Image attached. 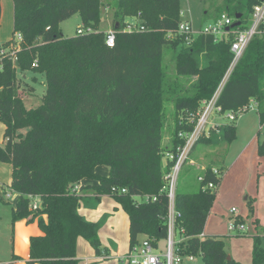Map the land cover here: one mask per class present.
Returning <instances> with one entry per match:
<instances>
[{
	"label": "trees",
	"instance_id": "16d2710c",
	"mask_svg": "<svg viewBox=\"0 0 264 264\" xmlns=\"http://www.w3.org/2000/svg\"><path fill=\"white\" fill-rule=\"evenodd\" d=\"M11 2L12 36L19 34L21 41L16 43L12 37L8 46L14 43L13 48L0 54V122L4 125L0 162L11 166L10 187L18 195L13 221H35L41 232L28 239L27 264H79L75 256L79 237L100 254L98 226L78 213L83 195L73 192L83 180L94 181L83 194L111 195L125 211L130 246L142 239L165 240L169 204L162 188L170 167L166 155L183 144L178 133L192 130L202 103L212 98L222 82L232 61L231 39L215 41L212 35H199L186 45L182 37H169L180 23L179 0ZM206 3L204 19L239 16L238 29L250 23L260 0ZM104 7L112 15V48L105 46L102 32L62 35L59 24L74 15L80 16L81 27L94 28ZM136 18L144 31L122 32L124 22ZM168 51L171 68L165 62ZM201 55L204 67L199 65ZM16 69L44 76L45 91L37 107L24 108L17 94ZM250 100L256 102L262 125L264 33L249 42L216 105L222 113L235 112ZM220 130L223 143L235 139L233 122ZM165 137L169 146L162 147ZM210 140L201 137L190 155L198 144ZM258 153L264 155V134ZM100 165L108 168L107 175L95 171ZM211 170L199 171L196 179L203 181L197 191L189 192L185 179L176 189L175 229L186 240L180 245L181 253L200 257L204 264H240L228 256L221 239L198 238L216 190L202 187L219 184ZM141 197L151 201L136 200ZM32 198L39 200L35 210L29 207ZM252 239L251 264H264L259 237Z\"/></svg>",
	"mask_w": 264,
	"mask_h": 264
},
{
	"label": "rangeland",
	"instance_id": "374dc122",
	"mask_svg": "<svg viewBox=\"0 0 264 264\" xmlns=\"http://www.w3.org/2000/svg\"><path fill=\"white\" fill-rule=\"evenodd\" d=\"M209 0H179L180 20L190 21L193 28L207 26L213 23V19H204L203 12L207 10ZM219 5V4H218ZM216 5V6H218ZM0 50L7 52L13 48L14 43L8 46L12 39L13 8L11 0H0ZM214 13V10H210ZM111 11L104 7L101 10L100 20L93 27H83L95 33H106L111 29ZM248 23L242 24L246 27ZM82 26L79 15L59 24L64 37H73L76 29ZM15 39V35L13 37ZM17 43V42H16ZM165 62L172 67L171 53L166 52ZM199 65L204 67L206 60L199 56ZM19 85L17 94L24 100V108L37 107L45 91V78L35 72L15 71ZM212 119L222 127L228 123L225 116H215ZM236 136L230 142H220L212 131L209 143H200L189 156L179 174L177 188L182 179L188 182V191L198 190L199 183L195 172L202 167H211L219 173V184L215 190V197L208 213L203 234L215 237L223 241V248L229 257L240 264H251V250L253 237L258 236L261 246L264 248V155H259L257 149V136L262 140L264 125L259 124L257 112L249 111L237 117L233 122ZM4 125L0 122V146H2V134ZM27 129L21 131L25 134ZM222 137V132L219 137ZM169 145L167 138L162 140V147ZM95 171L100 175H107L108 168L100 165ZM187 172V174H186ZM11 166L0 162V264H27L28 239L31 236L41 234L36 222L12 219V209L17 200V193L10 187ZM92 180H83L79 184L80 195L87 184ZM6 194H10L6 198ZM136 199V198H135ZM140 201V199H136ZM235 209V214L231 210ZM80 215L88 222H94L98 226V239L101 247L107 248L108 254H112L119 247L122 248V256L128 253V228L129 220L125 211L111 195H102L98 199L89 197L81 200ZM114 217L111 220L107 219ZM241 220L244 231L229 232L228 225ZM254 223L257 225L255 226ZM182 236L175 230L174 240L178 243ZM164 242L160 243L163 249ZM122 245V246H121ZM116 247V249L114 248ZM75 256L80 264H125L110 260H96V255L87 241L79 237L75 243ZM181 264H204L200 257H195L193 262L184 260Z\"/></svg>",
	"mask_w": 264,
	"mask_h": 264
},
{
	"label": "built area",
	"instance_id": "2783aa9c",
	"mask_svg": "<svg viewBox=\"0 0 264 264\" xmlns=\"http://www.w3.org/2000/svg\"><path fill=\"white\" fill-rule=\"evenodd\" d=\"M235 22L234 19H231L226 14H221L219 17L210 23L207 26L199 27L194 29L190 21H181L175 30V32L169 33V37L178 36L184 38V43L189 45L194 37L199 35H212L215 41L228 40L231 39L230 43V52L232 54V61L230 66L225 73L222 82L217 88L215 94L212 98L206 102H203L201 109L196 115V118L192 123V130L189 133L179 132L177 137L183 140V144L175 148L174 152H170L166 155V161L169 163L170 167L168 172L163 177V192L166 194L168 199V212L166 217L167 224V238L162 241L152 242L148 239H142L138 243L129 247L128 253L118 258V260L125 264H181L184 260L189 262L194 261V256L191 255H182L180 245L186 241L183 236L181 240L176 243L174 240L175 236V218L177 213L174 209V199L177 189V182L179 174L182 167L188 160L190 152L196 142L201 137H209L212 131H217L219 125L214 123L212 120L213 115L215 116H225L228 122H234L237 117L247 113L249 111L257 110V105L254 100H250L249 103L235 112H226L222 113L220 107L216 105L217 98L222 90L225 82L228 80L233 69L240 60L244 50L246 49L249 42L256 35H261L264 33V0L254 6L250 18V23L248 26L243 28H233L229 29L230 26ZM229 29V30H227ZM144 27L136 19H130L124 22L122 32L124 33H137L143 32ZM92 33L91 30H83V27L76 29V35H82ZM15 41L20 42L21 36L19 34L15 35ZM115 41V31L108 30L105 33L104 44L107 48H112ZM5 50H0V54H3ZM264 123L261 125L263 126ZM212 174L215 177H218L219 173L217 170L212 169ZM198 182H202V177L197 178ZM217 185L210 182L205 184L202 189L215 190ZM73 192L77 194L78 185L73 188ZM124 192V190H122ZM10 194H6V198H9ZM140 201L149 202L151 199L147 197L138 198ZM154 199H152L153 201ZM30 209L35 210L39 207V200L37 198H32ZM237 211L235 209L231 210L232 214H235ZM229 232H243L244 226L241 223H230L228 225ZM205 235L201 233L198 238L203 239ZM164 242L163 249L160 248V243ZM98 259H106L104 253H100Z\"/></svg>",
	"mask_w": 264,
	"mask_h": 264
},
{
	"label": "crops",
	"instance_id": "0c3cea01",
	"mask_svg": "<svg viewBox=\"0 0 264 264\" xmlns=\"http://www.w3.org/2000/svg\"><path fill=\"white\" fill-rule=\"evenodd\" d=\"M213 120V122L214 123H217L216 121H214V119H212ZM219 129H220V126H219ZM219 129L216 131V137L218 138V140H220V142H222L221 141V136L219 137V133L221 132V130L219 131ZM212 133L213 132H211L210 133V136L212 135ZM259 134H260V132H259ZM259 134H258V136H257V139H259L258 141H257V145H259V143L262 141L260 138H259ZM263 134H264V131L262 132V139H263ZM209 136V138L211 139V137ZM235 136H236V132H235ZM166 138V137H165ZM169 141V140H168ZM169 146V145H168ZM257 149H258V146H257ZM205 167H202L201 169H199L198 171H202L203 169H204ZM199 176V175H198ZM197 182H198V180H197ZM81 183V182H80ZM79 183V184H80ZM199 183V182H198ZM92 184H94V183H92ZM78 192H79V185H78ZM78 192H77V195H78ZM82 195H83V199H86V198H91V197H93V199H98L100 196H93L92 194H83V192L81 193ZM80 194V195H81ZM81 205V204H80ZM79 211V210H78ZM79 213V212H78ZM80 214V213H79ZM112 218H114V217H109L108 219H107V222H108V220H111ZM86 220V219H85ZM87 221V220H86ZM35 222V221H34ZM94 223V222H93ZM40 235V234H39ZM39 235H35V236H39ZM31 237H34V236H31ZM128 243H129V234H128ZM122 246V245H121ZM129 247H130V244H129ZM129 247H128V250H129ZM115 249H116V247H114ZM108 249L107 248H102L101 247V252L100 253H104V255H105V257H106V259H103V260H101V261H105V260H110V261H112V262H117V263H119L120 261L118 260V258H121V257H123V256H125V255H121L123 252H122V248L121 247H119L118 249H116V251H113V253L110 255V254H108ZM96 255V254H95ZM97 257H96V260H100V259H98V257H99V255H96ZM195 259V258H194ZM27 261H28V253H27ZM80 264V263H79Z\"/></svg>",
	"mask_w": 264,
	"mask_h": 264
},
{
	"label": "water",
	"instance_id": "95a60500",
	"mask_svg": "<svg viewBox=\"0 0 264 264\" xmlns=\"http://www.w3.org/2000/svg\"><path fill=\"white\" fill-rule=\"evenodd\" d=\"M260 1H263V0H260ZM234 19H235V22L230 26L229 29L237 28L240 26V22L238 21L239 16H235ZM229 29H227V30H229ZM227 259H229V257H227Z\"/></svg>",
	"mask_w": 264,
	"mask_h": 264
}]
</instances>
